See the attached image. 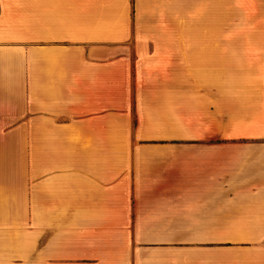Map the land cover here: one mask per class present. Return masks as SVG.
<instances>
[{
    "label": "crops",
    "instance_id": "crops-1",
    "mask_svg": "<svg viewBox=\"0 0 264 264\" xmlns=\"http://www.w3.org/2000/svg\"><path fill=\"white\" fill-rule=\"evenodd\" d=\"M222 229L264 230V0H0V264H264Z\"/></svg>",
    "mask_w": 264,
    "mask_h": 264
},
{
    "label": "rangeland",
    "instance_id": "rangeland-1",
    "mask_svg": "<svg viewBox=\"0 0 264 264\" xmlns=\"http://www.w3.org/2000/svg\"><path fill=\"white\" fill-rule=\"evenodd\" d=\"M149 40L147 43H152V38H144ZM191 234L197 235H217L223 237H235V236H254L262 235L264 230L261 229H222V230H190Z\"/></svg>",
    "mask_w": 264,
    "mask_h": 264
}]
</instances>
